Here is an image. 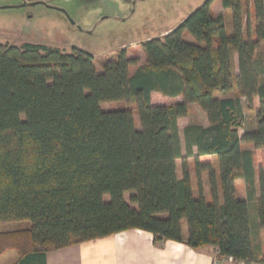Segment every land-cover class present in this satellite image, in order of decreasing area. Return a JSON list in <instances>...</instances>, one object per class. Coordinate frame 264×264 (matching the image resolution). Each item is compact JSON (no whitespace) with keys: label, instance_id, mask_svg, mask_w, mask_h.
I'll list each match as a JSON object with an SVG mask.
<instances>
[{"label":"trees","instance_id":"obj_1","mask_svg":"<svg viewBox=\"0 0 264 264\" xmlns=\"http://www.w3.org/2000/svg\"><path fill=\"white\" fill-rule=\"evenodd\" d=\"M213 1L166 35L142 42L143 64L123 49L98 72L95 57L80 49L0 42V223L31 222L0 231V257L10 250L18 255L14 264H46L51 251L140 229L152 233L155 244L214 246L220 257L264 262L258 239L264 170L256 156L264 149V79L257 61L264 0H222L233 34ZM251 4L254 39L245 38ZM234 90L237 96L230 97ZM153 92L182 101L154 104ZM112 101L134 106L140 128L133 108L102 110ZM190 104L200 106L208 125L190 123L182 135L179 119L190 115ZM247 109L254 115L249 127ZM239 178L247 199L238 196Z\"/></svg>","mask_w":264,"mask_h":264},{"label":"rangeland","instance_id":"obj_2","mask_svg":"<svg viewBox=\"0 0 264 264\" xmlns=\"http://www.w3.org/2000/svg\"><path fill=\"white\" fill-rule=\"evenodd\" d=\"M205 0H33L25 6V0H0V42L23 45L25 43H37L50 47L60 48L67 52L80 49L90 52L95 56L97 71L103 70L107 60L117 58L123 50L131 58H138L139 64L146 61L142 49V42L148 37H160L161 32L171 26L178 24L196 10ZM251 10L245 16V38H255V27L257 21ZM248 8L245 6V9ZM225 9L222 0L214 7V12ZM225 15L229 34H233V23L231 12L226 9L221 12ZM188 41L194 42L191 36ZM124 44H127L126 46ZM130 50V51H129ZM261 56V57H260ZM257 61L262 62V74L264 79V42L260 45ZM135 67V66H134ZM132 72V71H131ZM230 97L237 96V91L229 93ZM182 101V97L167 98L160 93H154V102L164 104H175ZM243 101L246 102L245 98ZM256 98L254 108L258 107ZM101 108L104 111L121 110L125 108L134 109V118L137 128H140L138 111L134 106L125 101L103 102ZM254 115L251 110H246V127H249ZM206 113L198 104H190V115L180 119V127L183 129L190 123L208 124ZM244 130H241L243 133ZM183 152H186L184 138ZM243 143V147L251 146ZM264 167V149L256 153ZM190 169L193 168L192 160ZM180 173L181 161H179ZM193 174V185L198 195V184ZM207 177V176H206ZM204 177L205 197L211 201L209 184ZM239 194H244L246 184L242 179H237ZM109 201L110 196L105 195ZM129 202L130 194L126 195ZM31 226L30 221L0 223V231L17 230ZM183 229H188L186 220L183 221ZM264 242V239H263ZM262 244V241H261ZM263 245V244H262ZM15 251H6L0 257V264H13L16 257ZM214 256V255H213ZM213 263V262H212ZM238 264L247 262L236 261ZM257 263V262H255Z\"/></svg>","mask_w":264,"mask_h":264},{"label":"crops","instance_id":"obj_3","mask_svg":"<svg viewBox=\"0 0 264 264\" xmlns=\"http://www.w3.org/2000/svg\"><path fill=\"white\" fill-rule=\"evenodd\" d=\"M218 1L219 0L213 1L212 3L213 11ZM220 10H222L221 12H223L226 9H220ZM221 12L218 11L214 13L218 15ZM174 28L175 26H171L166 30H163L160 36L166 35ZM151 38L154 37H148L147 40ZM124 45L126 46L127 44ZM92 55L94 56V54ZM95 66L97 68L96 64ZM135 69L136 66L131 67L132 72ZM154 93H159V92L152 93L153 103L164 104V103L154 102ZM179 125H180V119H179ZM207 125L208 124H206L205 126ZM250 145L251 146L245 148L255 150L254 146L252 144ZM178 166H179V161H178ZM178 170H179L178 171L179 176H181L180 167H178ZM259 171H260L259 165L258 163H256V178H257L256 196L257 197H259V182H258ZM238 196L242 199H247V192H245L244 194L238 193ZM255 208H256L255 205H253L252 210L254 214H255ZM183 232L186 237L188 231L187 230L185 231L183 229ZM153 239L154 236L150 232L140 229H131L107 237H103V238L83 242L80 244L72 245L59 250L51 251L47 254L46 264H212L213 262V255L216 251L214 246H206L203 248L194 249L189 245H187L185 242L165 240L161 244H155ZM258 239L262 241L263 244L262 246L264 250L263 226L259 230ZM263 258H264V254H263ZM17 259H18V255H16V257L14 258L13 264L17 261ZM223 264H238V263H234L229 261L228 259H224ZM247 264H264V262L263 263L247 262Z\"/></svg>","mask_w":264,"mask_h":264},{"label":"built area","instance_id":"obj_4","mask_svg":"<svg viewBox=\"0 0 264 264\" xmlns=\"http://www.w3.org/2000/svg\"><path fill=\"white\" fill-rule=\"evenodd\" d=\"M25 1H33V0H25ZM224 259H228L229 261H231V262H236L234 259H232V258H226V257H220L219 255H218V253L217 252H215L214 253V256H213V263L212 264H223V260ZM241 262H245V261H241Z\"/></svg>","mask_w":264,"mask_h":264},{"label":"water","instance_id":"obj_5","mask_svg":"<svg viewBox=\"0 0 264 264\" xmlns=\"http://www.w3.org/2000/svg\"><path fill=\"white\" fill-rule=\"evenodd\" d=\"M30 4H35V3H32V1H26V2L24 3L25 6H28V5H30Z\"/></svg>","mask_w":264,"mask_h":264}]
</instances>
